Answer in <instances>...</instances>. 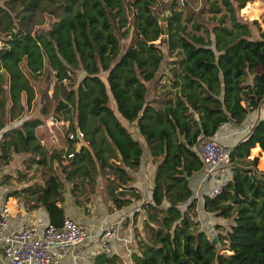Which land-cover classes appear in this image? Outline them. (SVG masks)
Masks as SVG:
<instances>
[{
  "label": "trees",
  "instance_id": "obj_1",
  "mask_svg": "<svg viewBox=\"0 0 264 264\" xmlns=\"http://www.w3.org/2000/svg\"><path fill=\"white\" fill-rule=\"evenodd\" d=\"M251 1L207 0L210 27L192 20L187 29L179 9L159 23L156 0H0V166L21 153L28 154L26 163L48 170L41 183L11 193L42 206L48 223L60 225L65 182L81 208L98 175L133 189L126 168L138 167L142 145L122 118L155 162L129 264H264V170L256 167L258 154H249L255 146L264 150V114L228 146L220 190L202 194V209L227 219L226 225L213 223L215 241L199 226L188 183L201 168L198 144L225 123L240 125L264 104V14L260 22L236 14ZM175 5L168 0V7ZM44 12L51 17L48 26L35 27ZM38 79L46 83L39 114L69 117L57 148L39 143L34 128L43 117L27 114ZM148 82L158 99H145ZM76 129L82 137L69 138ZM8 178L3 174L0 183ZM110 200L119 208L132 198ZM93 262L127 264L116 253H98Z\"/></svg>",
  "mask_w": 264,
  "mask_h": 264
},
{
  "label": "crops",
  "instance_id": "obj_2",
  "mask_svg": "<svg viewBox=\"0 0 264 264\" xmlns=\"http://www.w3.org/2000/svg\"><path fill=\"white\" fill-rule=\"evenodd\" d=\"M43 14L42 21L35 24V27L46 28L48 26L51 17L46 12ZM263 114V106H259L247 113L246 116L249 118L247 122L245 117L240 125L232 126V124L225 123L219 127L214 135L220 143L226 146L232 145L244 136L250 125ZM121 121L131 132V135L137 138L142 145V153L138 167L135 170L126 168L133 177L132 185L134 188L122 189L114 183L101 180L98 175L96 177L94 192L90 194L89 199L84 202V207L81 208L72 201L68 192L69 183L65 182L64 187L66 190L63 195L62 204L65 215H69L76 221L86 225L91 232H95L102 224L113 223V238L111 247L107 253H116L125 263L129 264L130 253L135 250V242L132 237L133 229H141V222L144 216L140 203L150 198L155 162L151 161L148 148L132 123H127L124 119ZM39 126L34 128L35 135H37V128ZM47 133H50L49 129ZM40 138L43 137H38V139ZM188 183L192 190L191 197L196 198V215H201L200 213L205 212L202 209V194L208 191L210 182L202 179L200 170H198L189 176ZM15 189H7L6 185L0 184V203L4 201L9 207L7 231H15L24 223L34 222L37 224L38 233L41 232L44 224L48 222L45 209L40 205H25L18 195H22L21 193H11ZM136 193L138 197H135ZM112 195L131 196L132 200L129 204L122 207L111 208L112 203L110 197ZM196 218L198 219V216ZM89 248V240H85L83 243L71 247L65 255L64 264H94V255L90 252ZM0 264H9L8 260L3 256L1 248Z\"/></svg>",
  "mask_w": 264,
  "mask_h": 264
},
{
  "label": "built area",
  "instance_id": "obj_3",
  "mask_svg": "<svg viewBox=\"0 0 264 264\" xmlns=\"http://www.w3.org/2000/svg\"><path fill=\"white\" fill-rule=\"evenodd\" d=\"M68 137L81 138L76 129ZM43 143V138L39 139ZM78 147V146H77ZM201 159V178L210 182L209 195L217 193L226 179L229 162L228 146L220 143L215 135L203 139L197 146ZM67 156H71L68 153ZM9 207L0 203V248L9 264H64L65 255L71 247L89 240L93 255L107 253L113 238V223L99 226L95 232L69 215H63L60 225L46 222L38 233L37 224L24 223L15 231H7Z\"/></svg>",
  "mask_w": 264,
  "mask_h": 264
},
{
  "label": "rangeland",
  "instance_id": "obj_4",
  "mask_svg": "<svg viewBox=\"0 0 264 264\" xmlns=\"http://www.w3.org/2000/svg\"><path fill=\"white\" fill-rule=\"evenodd\" d=\"M167 4H168V0H156V2L153 4V8L155 9L159 17L158 21L161 24H165L170 11L174 9H179L181 11V21L183 23H186L187 29L191 28L192 20L198 21L207 27H210L211 23L213 22L210 16L211 15L210 12L207 11V7H208L207 0H176V5L174 6V8L168 7ZM262 13L264 14V0H252L251 2H246L243 7H241L240 9L236 11L237 16L241 20H245V21H250L252 18H256L260 22L261 16L263 15ZM37 15L38 17L40 16V14H37ZM187 16H189L191 19L185 20V17ZM161 18H164V19H161ZM252 30L255 35L256 30L254 26H252ZM127 41H128V37L120 38L121 47H124ZM162 49L165 52V58H166V50H165L164 44L162 45ZM162 81L163 80H161V83ZM45 85L46 83H43V81L40 79L34 82L35 96L32 101L31 108L27 114L29 116L30 115H40V117H43V123H42L43 125L42 126L37 125L39 126L37 128V135L38 137H43L44 146L48 148H57L63 143V135H64V131L68 128L69 117L68 115L59 116L58 119L53 120L51 119L49 115L46 116L43 114H39V107L41 105V101L43 100L45 101L44 95L43 93H41ZM154 88L155 87H152L150 82L147 83L146 99L153 100V99H158L160 97L155 92ZM157 88H160V86L158 87L157 85ZM48 92L51 96V93H52L51 86H49ZM109 98H110L109 103L114 111L115 106L113 104V100L111 99L110 96ZM50 101H53L51 97H50ZM260 106H263V109H264V104ZM49 109H51L50 105H49ZM248 120L249 118L248 116H246V122ZM48 129L50 130L49 134L47 133ZM249 154L250 156L258 154V160L256 163V167L264 170V150H260L257 146H255L250 149ZM27 155L28 154L14 153L9 163L3 166H0V176H2L3 174L9 175V178L7 179V181L0 183V184L6 185L7 189H13V188L19 189L25 185L41 183L43 181V178L45 177L44 174L46 173V171L48 172V170L46 169L44 165H35V164H32L31 162L26 163L24 159ZM53 166H54V171L58 173L59 176H61V173H60V170L57 164L53 163ZM19 173H22L24 175L23 179L16 178V176ZM18 195L24 201L25 205L30 206L29 200H26L23 197V195H20V194ZM200 214L201 215H196L198 216V219H199V226L206 231L209 237L214 236V230L212 227L214 222H220L223 225H226L227 219L224 220L223 218L215 217L211 213H206V212H203Z\"/></svg>",
  "mask_w": 264,
  "mask_h": 264
},
{
  "label": "water",
  "instance_id": "obj_5",
  "mask_svg": "<svg viewBox=\"0 0 264 264\" xmlns=\"http://www.w3.org/2000/svg\"><path fill=\"white\" fill-rule=\"evenodd\" d=\"M161 19H164V18H161ZM165 29L163 28V35H165ZM44 62H46V60L44 59ZM212 241H215V238L213 237L212 239H211ZM216 246H217V244H216Z\"/></svg>",
  "mask_w": 264,
  "mask_h": 264
}]
</instances>
